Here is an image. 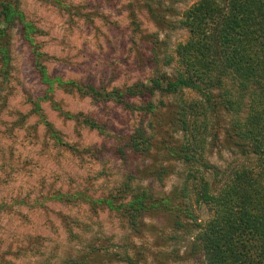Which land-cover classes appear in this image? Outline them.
Masks as SVG:
<instances>
[{
  "label": "rangeland",
  "instance_id": "rangeland-1",
  "mask_svg": "<svg viewBox=\"0 0 264 264\" xmlns=\"http://www.w3.org/2000/svg\"><path fill=\"white\" fill-rule=\"evenodd\" d=\"M16 1L29 23L13 22L11 68L0 76V264H203L193 236L212 212L196 202L191 166L164 154L167 127L113 101L63 91L46 100L35 62L46 53L50 74L107 91L146 82L156 68L142 35L176 56L188 37L181 19L199 0ZM22 31H35L34 42ZM141 124L154 145L134 152L127 140ZM220 141L207 163L224 170L243 162ZM202 167L210 176V164ZM136 193L173 194L185 226L166 211L124 217L114 209ZM108 197L110 206L100 202Z\"/></svg>",
  "mask_w": 264,
  "mask_h": 264
},
{
  "label": "trees",
  "instance_id": "trees-1",
  "mask_svg": "<svg viewBox=\"0 0 264 264\" xmlns=\"http://www.w3.org/2000/svg\"><path fill=\"white\" fill-rule=\"evenodd\" d=\"M17 21L29 23L19 3L0 0V76L4 79L11 68V32ZM133 23H138L136 17ZM181 23L188 37L177 46L176 56L164 51V41H149L148 34L142 35L153 45L149 62L155 74L125 89L107 91L52 75L45 65L46 53L39 52L35 62L45 87L44 99L54 102L56 92L63 91L148 111L167 127L164 154L191 166L188 181H194L196 202L210 205V218L196 227L193 236L203 264H264V0H199L185 11ZM34 32L22 31L31 43ZM174 61L177 65L167 69ZM131 98L141 99V105L130 103ZM163 98L175 102L164 103ZM40 100L36 113L42 109ZM85 122L96 126L90 118ZM221 139L243 162L235 161L224 170L207 163L208 150L211 156ZM153 145L142 124L127 140L134 152H147ZM209 164L207 176L202 166ZM188 181L181 191L186 196ZM171 197L136 193L114 209L124 217L132 211L133 217L166 211L175 225L185 226L180 220L185 210ZM114 200L108 197L100 202L109 205ZM128 223L132 229L138 224L131 218Z\"/></svg>",
  "mask_w": 264,
  "mask_h": 264
}]
</instances>
